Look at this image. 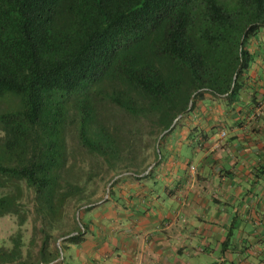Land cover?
<instances>
[{
	"label": "trees",
	"instance_id": "trees-1",
	"mask_svg": "<svg viewBox=\"0 0 264 264\" xmlns=\"http://www.w3.org/2000/svg\"><path fill=\"white\" fill-rule=\"evenodd\" d=\"M262 27L264 0H0V217L25 221V186L41 221L37 252L19 232L0 264L50 263L81 241L79 210L104 197L84 185L113 194L117 175H146L197 96L230 102Z\"/></svg>",
	"mask_w": 264,
	"mask_h": 264
},
{
	"label": "crops",
	"instance_id": "crops-1",
	"mask_svg": "<svg viewBox=\"0 0 264 264\" xmlns=\"http://www.w3.org/2000/svg\"><path fill=\"white\" fill-rule=\"evenodd\" d=\"M245 50L238 94L197 96L146 175H117L82 240L40 264H264V27Z\"/></svg>",
	"mask_w": 264,
	"mask_h": 264
},
{
	"label": "rangeland",
	"instance_id": "rangeland-1",
	"mask_svg": "<svg viewBox=\"0 0 264 264\" xmlns=\"http://www.w3.org/2000/svg\"><path fill=\"white\" fill-rule=\"evenodd\" d=\"M10 107L9 102H0V109ZM68 137H73V129L69 130ZM70 140V139H69ZM84 164V163H83ZM87 165V162L85 163ZM84 179V177H83ZM94 182H97L96 184ZM96 185V186H95ZM24 186V185H23ZM96 187V188H95ZM105 184L100 180L98 177L94 178L93 181H90L87 185H84L85 193L90 194L91 190L95 189L94 198H101L105 195L103 193ZM72 198V197H71ZM33 192L30 190L23 188V195L22 200L26 202L27 207L23 208L22 210L26 213L25 221L20 225L18 222V218L16 215L8 214L3 217H0V240L5 241L6 245H11V238L17 235V233H21V241L23 242L22 252L23 255H26L29 250L32 254L37 252V249L41 243V234L39 232V228L41 226V221L38 219L34 212L33 208ZM73 200V199H72ZM71 199H69L70 205L66 207V213L73 218L75 207L71 206ZM82 212L83 210H79V214L75 213V217L77 215L78 219L82 221ZM82 218V219H81ZM55 227H58L59 224H64L63 221L59 220L58 222H53ZM54 241V240H53ZM61 239L57 240L56 242H52V246L59 245Z\"/></svg>",
	"mask_w": 264,
	"mask_h": 264
},
{
	"label": "water",
	"instance_id": "water-1",
	"mask_svg": "<svg viewBox=\"0 0 264 264\" xmlns=\"http://www.w3.org/2000/svg\"><path fill=\"white\" fill-rule=\"evenodd\" d=\"M180 116H181V114L175 119V121H176ZM175 121H174V122H175ZM173 124H174V123H173ZM173 124H172V125H173ZM171 127H172V126H171ZM107 192H108V188H107V190H106V193H107ZM66 237H67V236H66Z\"/></svg>",
	"mask_w": 264,
	"mask_h": 264
}]
</instances>
